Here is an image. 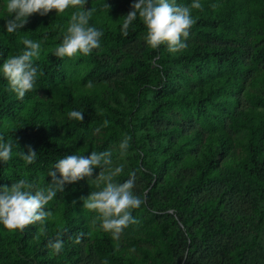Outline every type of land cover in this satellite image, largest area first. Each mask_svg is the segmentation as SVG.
<instances>
[{
    "label": "trees",
    "instance_id": "16d2710c",
    "mask_svg": "<svg viewBox=\"0 0 264 264\" xmlns=\"http://www.w3.org/2000/svg\"><path fill=\"white\" fill-rule=\"evenodd\" d=\"M125 1L128 5L134 2V0ZM200 1L203 5L210 7L217 5L220 8L219 14L223 16L224 20L239 26L244 25L237 21L241 15L239 6L245 4L246 0ZM94 2L99 1L87 0L86 9L92 8ZM191 2L192 0H190ZM112 10L117 11L116 8H112ZM116 14L118 13L116 12ZM119 14L115 24L112 21H105L102 27L97 28L104 33L100 39V45L103 44L105 48L103 47L100 51L90 55L94 62L95 72L113 69L116 61L113 48L137 40L139 35L146 30L142 21L137 19L129 27L128 35L124 36L121 33V26L123 16H126L127 13L119 11ZM261 16L264 17V10L261 11ZM40 17L38 14H32L23 28L17 32L9 33L12 36V43L19 42V40H15L17 37L39 34L40 31H43L44 24ZM9 18L7 13L6 20ZM63 32L57 30L56 39L51 40L48 52L35 60L41 73L36 81L38 84L57 78L62 72L65 58H58L53 53L61 42ZM1 34L0 29V42H2ZM20 45L24 49L22 42ZM239 53L240 50L237 46L232 45L208 48L199 43L194 45L190 51H183L177 56L168 53L163 45L157 49L147 47L143 59L134 61L139 66V70L134 84L130 85L127 90L136 104L147 90L160 87L155 91L156 95L149 104L150 111L146 114L147 121L151 124L153 119L163 116L170 104L169 92H167L168 84L166 83L164 87H161V84L165 83L162 79L163 76H170L174 66H188L198 73H204L212 65L217 70H224L226 67L234 69L241 60ZM263 56L264 48L256 54L254 59L258 60ZM156 59L162 68L155 66L151 69L150 67ZM4 60L5 58H0V65ZM157 70L161 71L162 75L159 77L160 81L155 84L158 76H155L153 72ZM143 85H148V87L145 88ZM29 97H32L31 92L27 93L22 100L18 99L14 93L8 90L7 81L0 76V134L4 135L6 139L12 140L17 146L13 148V152L27 153L28 146H31L37 153V160L32 165H25L15 156L7 164L0 161V187L8 184L4 180V176L8 175V167L18 173V179L26 178L41 186L50 183L51 177L47 176V173L53 163L66 155L79 154L75 144L69 141V136L77 129L85 130L109 118L120 129V132H114V136L131 132L130 126L126 123L129 111L122 108L119 93L115 90L110 97L101 100V104L107 110L106 113L98 109L96 99L89 95L81 96L78 99L69 97L67 102L61 104V112L69 123L68 136L62 135L55 124L54 110L50 107L51 104L46 101L35 99L29 110L22 113V107ZM251 102L247 109L234 107V109L222 111L225 116L229 115L233 121H236V127L246 128L247 145L245 156L240 162L234 163V165L226 163V170L219 172L214 167L213 161L209 163L195 159L192 163H188L186 160L184 168H188L189 175L187 181L185 180L182 185L181 192H177L174 183L162 184L159 197L157 196L158 192H151L152 189H150L148 202L170 209L160 215V220L157 222L159 233L169 243V249L164 251L167 253L164 261L170 262L177 254L172 264H257L247 260L248 248L245 242L236 243L233 241L234 233L230 229L232 225L228 222L229 217L223 210L229 200L235 199L236 187L234 183L239 180L244 181L246 189L252 190L249 195L252 194L263 203L261 213L264 214V95L252 96ZM259 108L263 110L260 111ZM72 110L84 112L83 122L68 119V113ZM159 135L160 132L151 133V131L146 134L149 138L159 137ZM219 139H223L222 135ZM143 148L145 154H151L153 151L159 152L157 156H152L149 160L144 157L141 166L146 176L151 175L150 182L155 175L157 176L156 185L158 180L163 179V173L168 166L174 164L173 154L161 140L150 147L145 144ZM160 159L165 162L157 163ZM222 175L225 179H222ZM92 186L88 182V178L66 184L61 194L67 198L68 202L61 207H48L61 215L65 225L63 229L46 220L43 226L40 224L29 225L24 231H12L19 243V252L15 254L4 248V233L0 228V259L5 261L3 264H92L93 262L102 264L105 260H107V264H151L153 251L149 247L135 245L133 252L129 247L122 245V240L114 239L110 233L103 230L92 232L84 228L87 223L84 216L81 215L82 208L73 202L79 196L92 193ZM207 189L210 193L207 192ZM256 210L258 212L259 209ZM257 212L254 214H258ZM232 213L236 216L234 209H232ZM177 214L183 219L184 229L176 217ZM162 218L164 219L162 220ZM190 221H194L196 226H191ZM58 236L63 240L64 247L59 254H56L47 245L50 240H55ZM77 236L81 238L80 243H74Z\"/></svg>",
    "mask_w": 264,
    "mask_h": 264
},
{
    "label": "rangeland",
    "instance_id": "374dc122",
    "mask_svg": "<svg viewBox=\"0 0 264 264\" xmlns=\"http://www.w3.org/2000/svg\"><path fill=\"white\" fill-rule=\"evenodd\" d=\"M98 1L94 2L92 6L94 11L89 21V26L96 28L102 27L105 21H112L115 24L120 15L119 11L128 13L131 10L125 0ZM176 2L188 5L190 0H176ZM6 3L7 0H1L0 58L2 59L20 54L23 50L20 43L25 38L39 42L41 44L40 56H44L50 48L51 40L56 39V31H66L71 14L79 10V6H69L64 13L59 15L55 10H52L48 15L40 17L44 24L43 31H40L39 34L17 37L15 40H19V42L15 44L12 43V36L4 28L7 16ZM105 4L109 5L108 9ZM203 6V11L193 10L192 12L196 23L191 28L190 35L186 40L187 47L181 52L190 51L194 45L199 43L208 48L232 45L237 46L240 50L241 60L234 69L226 67L224 70H217L212 65L204 73H198L188 66H174L172 74L163 76L162 79L165 83L161 84V87L168 84L167 92H169L170 104L163 116L153 119L151 124L147 121L146 114L150 111L149 104L156 95L155 91L160 87L147 90L136 104L127 90L130 85L134 84L139 70V66L134 61L143 59L144 51L148 47L142 39L146 30L139 35L137 40L113 48L116 61L115 67L111 70L95 72L94 62L90 58L92 54L85 56L78 52L74 57H65L60 75L43 84L36 82L35 90L31 91L32 97L26 100L21 110L22 113H26L35 99L50 103V107L54 110L55 124L62 135L68 136L69 123L63 116L60 107L61 104L69 100V97L78 99L84 95L92 96L97 101L98 109L106 113L107 110L101 104V100L110 97L114 90L119 93L122 108L129 111L126 123L130 126L131 132H125L124 135L127 134L132 139L129 142L130 147L127 155H120L119 143L124 135L114 136V132H120V129L109 118L85 130L77 129L69 136V141L75 144L80 155H90L91 151L111 150L113 165H123V172L115 178L118 182H124L129 178L130 172H136L134 192L141 196L144 203L140 208L132 210V215L139 223L125 228L119 239L122 240V245L129 247L133 252L135 245H144L152 249L151 264H172L177 254L170 262L164 261V258L167 257V253L164 251L169 249V243L159 233L157 222L160 220V215L170 209H165L160 204L149 203L150 189H152L151 192H158L157 196L159 197L162 184L174 183L177 192H181L182 185L185 180L187 181L189 175L188 168H184L186 160L188 163H192L195 159L209 163L213 161L214 167L219 172L226 170V163L234 165V163L240 162L245 156L247 145L246 128L236 127V121H233L229 115L225 116L222 111L234 109V107L247 109L252 103V96L264 95V56L258 60L254 59L256 54L264 48V17L261 16V11L264 10V0H246L245 4L239 6L241 15L237 22L243 23L242 26L224 20L223 16L219 14V7ZM112 8H116L117 11H113ZM102 45L98 49H94L92 53L105 48ZM181 52L172 55L177 56ZM155 66L160 67L157 59L150 68ZM153 74L158 76L156 84L160 81L159 77L162 73L157 70ZM89 81L93 83L91 88L86 86ZM143 87L147 88L148 85H143ZM259 110L263 109L259 108ZM105 121H108L107 126L104 125ZM148 131L151 133L160 132V135L149 138L146 136ZM163 132L165 134H162ZM220 135L223 137L222 140L219 139ZM158 140L170 148L174 164L168 166L163 173V179L158 180L155 185L157 176L155 175L150 182L151 175L146 176L141 166L144 157L149 160L152 156L159 154L157 151L145 154L143 146L145 144L149 147L156 145ZM164 162L165 160L160 159L157 163ZM7 171L8 175L4 176V180L8 183L6 186L10 187L13 182L18 180V173L11 167H8ZM99 171V168L94 169L93 178L99 174ZM221 177L225 179L223 175ZM234 185L236 187L235 199L229 200V203L223 208L229 217L228 222L232 225L230 229L234 233L233 241L246 243L248 261L264 264V214L261 213L263 203L252 194L249 195L252 190L245 188L244 181L238 180ZM92 188L93 191L97 190L94 185ZM207 192L210 193L208 189ZM87 196L83 195V197ZM80 197L82 196L75 198V203L82 208L81 215L84 216L87 223L84 228L92 232L101 231L93 224L95 213L83 208V201L80 200ZM67 202V198L58 192L46 207H61ZM232 209L236 211V216L233 215ZM256 209H259L258 212ZM51 211L53 215L47 221L63 229L65 225L61 215ZM254 212L258 214H254ZM189 224L196 226L194 221H190ZM0 228L3 229V245L6 251L14 254L19 252V243L15 239L14 233L2 225ZM3 263L5 261L0 259V264Z\"/></svg>",
    "mask_w": 264,
    "mask_h": 264
},
{
    "label": "clouds",
    "instance_id": "9594fccd",
    "mask_svg": "<svg viewBox=\"0 0 264 264\" xmlns=\"http://www.w3.org/2000/svg\"><path fill=\"white\" fill-rule=\"evenodd\" d=\"M86 4L87 0H7L5 7L10 18L5 20V29L7 33H14L26 25L32 14L46 16L55 10L59 15L69 6H79V10L71 14L67 29L53 54L61 59L74 57L78 52L87 56L100 47V39L104 33L89 26L94 10L86 9ZM105 7L108 9L109 5L105 4ZM203 7L200 0H192L188 5L177 4L176 0H134L130 5L131 10L123 16L121 33L127 36L129 27L139 19L146 29L142 36L146 46L157 49L163 45L168 53L176 54L187 47L186 40L196 23L193 10L203 11ZM22 43V52L10 56L0 65V76L7 81L8 90L21 100L27 93L35 90L37 78L41 75L39 66L35 63L41 53V44L27 38ZM86 86L91 88L92 81ZM68 119L81 123L84 112L72 110L68 113ZM107 124L108 121H105L104 125ZM131 139L127 134L121 139V156L127 155ZM14 147L17 146L12 140L0 134V161L7 164L15 156L25 165L36 162L37 153L31 146H28L27 153L13 152ZM96 168L100 171L93 178ZM122 172L123 165H113L111 150L91 151L90 155H66L53 163L47 173L51 182L45 186L22 178L13 182L10 187H0V225L10 231H24L29 225L43 226L53 215L46 206L57 193H63L66 184L88 178V182L97 190L87 197H80L83 208L95 213V226L118 240L125 228L139 223L133 217L132 210L140 208L144 203L141 196L134 192L136 172H130L129 178L121 183L115 178ZM80 239L77 236L74 243H80ZM47 246L59 254L64 242L58 236L55 240H50ZM102 264H107V260Z\"/></svg>",
    "mask_w": 264,
    "mask_h": 264
},
{
    "label": "water",
    "instance_id": "95a60500",
    "mask_svg": "<svg viewBox=\"0 0 264 264\" xmlns=\"http://www.w3.org/2000/svg\"><path fill=\"white\" fill-rule=\"evenodd\" d=\"M175 211V210H174ZM176 217L178 218V220H179V223H180V225L182 226V228L184 229V222H183V219L177 214L176 215Z\"/></svg>",
    "mask_w": 264,
    "mask_h": 264
}]
</instances>
